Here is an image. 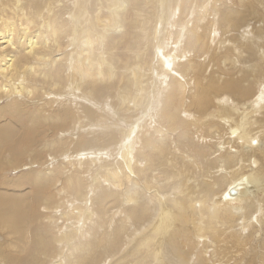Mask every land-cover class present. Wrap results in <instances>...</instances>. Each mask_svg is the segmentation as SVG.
<instances>
[{"label":"bare ground","instance_id":"obj_1","mask_svg":"<svg viewBox=\"0 0 264 264\" xmlns=\"http://www.w3.org/2000/svg\"><path fill=\"white\" fill-rule=\"evenodd\" d=\"M190 49L204 58L196 74L181 64ZM178 70L188 71L191 89L178 83ZM107 79L114 91L97 87ZM32 97L56 122L69 119L62 139L79 134L78 154L62 152L72 166L65 176L55 161L11 182L0 176V264H131L136 251L143 264H229L227 243L241 254L234 264L244 255L245 264H264V0H0V171L21 156L31 167ZM104 106L100 120L95 108ZM106 153L112 164L102 167ZM85 164L94 167L87 180ZM57 173L70 188L65 199L82 200L89 186L97 215L87 236L83 225L65 233L40 212L48 197L34 188ZM139 234L144 241L124 258L123 242L131 250Z\"/></svg>","mask_w":264,"mask_h":264},{"label":"rangeland","instance_id":"obj_2","mask_svg":"<svg viewBox=\"0 0 264 264\" xmlns=\"http://www.w3.org/2000/svg\"><path fill=\"white\" fill-rule=\"evenodd\" d=\"M65 1H67V0H65ZM150 19H151V21H155V16H151ZM41 30L43 32H45L46 31V28H41ZM164 32L166 33L165 30H163V33ZM161 45H162V43H161ZM173 47H175V46L173 45ZM121 58H123V56ZM203 60H204V58H198V57H196V55L194 53V50L190 49V50H188V55H187L185 61L182 62L181 64L188 65V67H189L188 70L189 71H192L194 74H196L198 72V69H199V64ZM204 63H207V61H205ZM123 67H124V64L123 63L117 64V68H123ZM175 69L177 70V68H175ZM209 69H211V67H209ZM209 69H207L206 76H208V70ZM215 69L216 68H212V70H215ZM176 74H177V77L180 78V81L178 83H180L182 85H185L189 89L192 88V78L190 77V74L188 73L187 70L186 71L178 70V73H176ZM213 76L214 77H217L218 76V73H215ZM208 78L209 77H207L206 79H203L201 81V84L203 86L207 84ZM111 79L113 80L114 83H116L119 80L118 76H117V80L116 81L114 80V74H113V76H112ZM151 81H152V79L148 80V84H147V86L145 88L146 93H148L151 90V88H150V85H151L150 82ZM162 82H166L167 83V80H163ZM59 83L60 84H59V87H58V92H60L61 89H62V87L64 86V82L63 81L60 80ZM97 87L99 89L105 91V92L114 91V87L111 86V82H109L108 79L106 81H103L102 83L98 84ZM83 95H87V94L86 93H83ZM109 96L110 97H113L115 95H109ZM34 97H32V98H34ZM49 99H50V97H49ZM110 99L114 101V103L112 104L113 107H114V111H115V113L117 115H119V117L121 119L127 118V121L132 120V119H130V116L131 115H122L121 114L122 112H124L125 108L118 106L119 104L116 102V98L115 99L114 98H110ZM5 100L6 99L4 98V99H2L0 101V107H3L5 104L7 105V100L6 101ZM31 100H32V103L31 104L33 106L30 104V106H29V110L30 111L29 112H33L34 111L33 113L38 117V119L36 121H34L35 122V125H34V129H33V132H32V141H33V147H32V149H33V152L30 154V159H29L31 167H29V168L28 167H25V165L27 164L26 163L27 160L23 156H21L22 158L17 159V160L12 159L11 160V164H9V163L8 164H5L3 171H0V176L1 177L4 176V178H6L7 180H10V182L12 180L16 179L19 175H21L23 173H29V171L31 170V168H32V171L35 170V172H37V170L39 171V170L43 169L42 167H44V166L46 168H50V166H48V163H52L54 161L55 162L53 163L52 167L58 173H61L62 176H65V175L68 174V172H70V170L72 169V166H67V164H64V163L61 162L60 158H62V157H60V156L65 157L62 154V152H67L68 156H70V155L71 156H74V155L78 154V151H75L76 150V148H75L76 146H73L72 145V141L73 140L75 141L77 139V137H78L77 135H79V134H76V135L74 134V139H72L73 137H71V139L68 140L69 143L71 142L70 145L66 141V139H62L63 137L66 136V134H64L62 132L68 130L67 123H63V122H67V121H69V119L68 118H65L62 121H59L58 120L56 122V119H55V117L53 116V114L51 112L52 109L50 108V106L47 107V108H44V106L42 105V100L40 101V98H38V97L36 99L34 98V99H31ZM35 103L37 105H38V103H41V104H40V106L39 105L38 106H35L36 105ZM117 106H118V108H116ZM105 108H106L105 106L104 107H100V109L95 108V113L100 118V120L105 119L104 116H103V111H102V110H105ZM96 109L99 110V111H97ZM121 110H123V111H121ZM154 110L153 109H150V111L152 112L151 113V118H155V116H156V110L155 111ZM36 111H38V112H36ZM74 114H75V116L79 115L77 113H74ZM81 114L83 115V113H81ZM10 115H12V111L10 112ZM90 120L93 121L94 119L90 118ZM107 120L109 121V119H107ZM147 121H148V119L146 120V124H147ZM126 125H127V123H126ZM69 136L70 135H67V137H69ZM58 137H59V139H62V141L64 142L63 145L65 144L64 146L61 145V144H58V143H55L54 144V142L52 140H50L51 143L53 142V144L51 146V150H49L48 148H46L42 152H39L38 151V145L41 142H46V140L48 141L50 138L51 139H53V138L58 139ZM203 139L204 138H201V141H200L201 144H200V146H202V144H205V145L208 146V144H210V140L209 139H204L203 140ZM194 140H196V139H194ZM74 141H73V143H74ZM138 146H140V145H138ZM206 149H207L208 152H210V147H207ZM106 151L109 152L108 151V148H107ZM216 151H217V149L215 150V153H211L213 156L210 157V158H213L215 154H218V151L217 152ZM100 152H102V151H100ZM103 153L104 152H102V154ZM102 154H101V158H100L99 163L103 167V166L106 165V162H108L107 157H104V156H108V154L110 156V153H106L105 155H102ZM111 155L112 156L109 157V158H112L111 161H114V159L115 160L117 159L116 152L114 154L111 153ZM52 159H53V161H49V162L47 161V160H52ZM85 160L86 159H84L83 162ZM108 163H109V165L112 164L111 162H108ZM16 165H18L19 168L14 169V168H16L15 167ZM110 167H113V166H110ZM91 168H92V170H91ZM93 168L94 167H92V166L90 167L87 164H85L84 165V169H82V171H81L82 172L81 175L83 176V178L84 177H87V174H90L91 173L90 170L91 171L94 170ZM85 170H86V173H83V172H85ZM104 170H102V171H104ZM52 173H53V170H52ZM58 173H57V177H56L57 180L56 181H52L53 180L52 179L51 181L44 182V183H42L39 186H36L34 188L35 191L41 192V194H43V196H47L48 197V203H47L48 209L47 210H42V208H41L40 209V212L52 224H54V225L57 224V228L59 226H61V227L62 226H67L68 229H66V228L61 229V231L65 229L64 230L65 233L68 232L71 229L78 230L81 227V225H83L84 226L83 227L84 234H85V236H87V234H89L91 232H94L96 230L95 229L96 224H93L92 226H89V225H90V223L92 221L96 220V217L95 216L97 215V213H96V202L93 199L92 194L89 192V186H88V184H86L84 186L86 188L87 194H86V197H84L82 200L71 201V200L65 199L64 197L66 195H68V194H69V196H72V195L70 194V188L65 183V177L62 178V176L60 175L61 178H58V175H59ZM31 175H32V173H31ZM84 175H86V176H84ZM85 180H87V178ZM85 182L87 183V181H85ZM57 183L60 184V185L58 186ZM59 187L62 188L61 189V193H62V197H63V201H60L59 200L60 202L57 200V198L59 197L58 194L60 193V191H59L60 188ZM50 199H53V200H50ZM58 199H60V197ZM54 200H55V202L52 203ZM74 206H79V210H78L79 211V214H80L79 217H75V218H72V219H69V220H66L65 218L61 217V215H60V212L61 211H64V210L65 211L66 210H72ZM76 211L77 210H75V212ZM196 217H198V216H196ZM189 218H190L189 216H184L183 217V219L185 221H187V219H188V221L186 223L188 225L190 224V222L192 220V219L189 220ZM198 218L201 219V221H202V218L201 217H198ZM45 222H47V221L45 220ZM193 222H194V220H193ZM258 226L259 225H254V228H257ZM262 228H257V229L260 230ZM250 233H252L251 230L250 231H247L245 234L246 235H249ZM85 238L86 237H83V239H85ZM141 238H142L141 237V234H139V235H135L132 239L129 240V241L132 240L131 241V244L129 245V249H131L130 247H132L131 250H127L128 249V245L126 244V241L123 242V244H124L123 248H125V249L121 250L122 247H119L118 250L119 251L121 250V254L122 253H125L127 251L126 254L123 256L124 258H127L129 256V254L133 251V249H135L134 248V246L136 245L135 242L138 244V242L139 243H142L144 241ZM170 239L172 240L173 243H176L177 245H179L178 243H181L180 241L177 242L176 241L177 239L175 241H173V239H174L173 236H170ZM246 239L249 240V238L246 237L244 239L245 240L244 243L247 244L246 249H249L250 248V247H248L249 241H247ZM138 240H140V241H138ZM159 242L160 241H158L157 244H159ZM220 242H222V240H220ZM133 244H135V245L133 246ZM225 245H227V246L229 245V246L227 247ZM60 246H61V248L60 247H58V248H60L62 250V252L65 253L67 247H65L63 244H61ZM224 246L231 249L229 252L232 254V256L230 258L231 261L230 260L228 261L227 259L225 260L224 258H223L224 260L223 259L222 260L225 261L226 263L228 262L229 264H234L235 261L240 258L241 254L235 253L234 256H233V252L235 251V249L233 247L234 245H232L231 243L224 244ZM237 250L239 251V248ZM136 252L137 253L135 254V258H134L135 260L134 259L133 260L128 259L126 261V263L131 260V262H130L131 264H139V263L140 264H143V263H141V259L140 258L137 259V257H139L138 255H139V253L141 251L140 252L139 251H136ZM170 254H171L170 256H173L174 255V258H180L179 254H177L175 251L173 253H170ZM182 258H184V257L182 256ZM248 260H250V258L247 257V256L245 257V255H244V258H243V260H242V262L240 264H245ZM115 261H116V259L113 260L112 264L116 263L118 260L116 262ZM220 263H222V261ZM220 263H218V264H220ZM252 264H256V261L253 260Z\"/></svg>","mask_w":264,"mask_h":264}]
</instances>
